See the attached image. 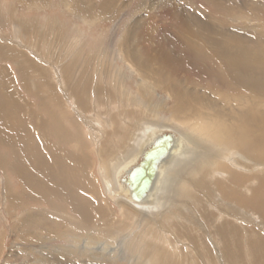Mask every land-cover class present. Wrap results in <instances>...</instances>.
I'll return each mask as SVG.
<instances>
[{
    "label": "bare ground",
    "instance_id": "obj_1",
    "mask_svg": "<svg viewBox=\"0 0 264 264\" xmlns=\"http://www.w3.org/2000/svg\"><path fill=\"white\" fill-rule=\"evenodd\" d=\"M26 1L42 3L44 0ZM190 1L197 10H201L203 17L195 13V16L191 17L192 19L188 18L184 9H181L182 7L180 8L166 0H138L132 15H129V18L134 20L125 26L126 28L123 30L122 37L119 40V53L115 49L116 46L113 47L112 45L114 60H112L111 66L114 67V61L123 62V65L117 70L120 78L117 80L116 77L111 76L112 80L114 79L112 87H102L101 85L97 86L96 90L94 81L89 84V90L87 84V86L83 87H80L81 84L78 85V78H75L76 80H73V82L64 78L67 76L69 69L67 65V67L62 68L60 73L63 80L59 81L64 82L67 86L64 88L60 87L62 95H58L62 96L65 105H67L68 100H75L76 105L74 108L71 107L69 109L86 126L90 124V121L81 116L84 115L85 109H90L88 105L90 106L91 104V108L93 107L96 112L95 101L99 97L101 99L102 97H110L114 94L111 92L112 89L115 92L118 91V93L123 91L121 95L124 97V101H127L128 106H132L133 104L130 103L134 102L143 105L147 104L145 107L141 106L142 109L138 110L139 114H135V110L138 108L130 111L128 118L133 119L134 117H131L132 114L133 116L144 115L137 117L134 120L136 122L138 118H144L146 115L152 117H145L146 119L135 124V127L137 126L138 128L134 127L137 130L135 134L132 131L129 138V143H131L129 147L126 148L125 152L121 153L122 151H120L118 155L115 154L117 155L114 157L115 160L107 161V165L102 162L103 165L100 168H102L101 171L104 170L107 174L101 173V183L106 198L108 200L111 198L117 205L128 207L132 212L136 211L142 217L145 216L142 221L140 219V223L150 226L148 231H155L154 228L156 226L160 228L158 233L155 231L156 235L153 239L156 241L152 242L154 244L152 245L154 253L165 250V248L173 250L174 245L178 243L183 245L181 242L185 240L191 248L186 254L187 259L193 253L192 256L197 257L196 259L211 260L207 257L208 253L209 255L214 253L211 252L213 247L210 248L207 243L209 235L210 241H218L220 243L223 253L221 258L225 259V264H236V259L241 257L239 254L240 257L237 256L239 248L237 243L244 241L249 245L247 246V249L249 247V254L259 256L256 264H263L264 24H261L260 20L264 19V4L262 5L258 0L239 1V3H236V9L234 10L244 11L245 15L243 14V18L241 14L237 16L236 12L232 10L233 8L222 7L224 6L222 4H212L207 0ZM36 5L39 6L40 4ZM219 6L222 8H219ZM150 9L151 11L153 10V13H149L148 10ZM82 13L86 14L84 11ZM136 13H140L138 19L135 17ZM250 14L257 20L254 22L251 20L246 21L251 16ZM160 16H168L173 22L178 24L179 28L172 35L164 33L166 36L163 34L161 36L162 42L160 43L159 41L158 43L155 41L152 21ZM89 19L86 17L84 20L91 24L98 20L96 17L92 20ZM239 24L244 26L240 28ZM155 31L157 32V30ZM74 39L76 41L71 46L72 49H75L78 45L81 46L79 44L81 38L76 36ZM2 71L5 72L4 70ZM71 71L73 72V70ZM129 71L140 78L137 85L138 93L134 95L123 84ZM43 72L49 75L48 69L43 68ZM75 73H77L76 69ZM103 74L98 73L97 70L95 76L100 77ZM113 74L114 72L111 75ZM76 75L78 76V74ZM207 81H210L214 87H212V84L211 86L207 84ZM101 83H103L102 80ZM104 87L111 88V90L109 89L108 91ZM52 88L54 89L55 87ZM53 89H50L52 93ZM159 89L165 94L162 97V101L165 102L155 105L151 102V98H154V94ZM223 89L229 93L228 100L225 99V95L221 94ZM46 91L48 92V90ZM51 91L49 92L51 93ZM5 92L4 100L9 104L11 103V106L17 105L18 110H22L18 113L20 118L27 117L28 121L30 118L35 120H33L34 130L36 129L35 132H37V137H39L41 132L40 125L46 126L47 121L43 122L42 117L39 118L32 111V106L26 103L25 100L23 101L22 98H19L18 93L14 89L6 88ZM89 95L90 98L88 97ZM143 97H146L149 101ZM169 100H173L174 104L170 105ZM67 107L69 106H66V109H68ZM15 112L17 113V111ZM164 113L169 114L168 119L173 121L174 125L170 122L169 124L167 120H159L160 114ZM122 115L121 112L117 114L112 112L106 118L107 122L108 119H112L110 125H108L109 123L103 124L100 121V124H98L101 128L96 130L97 134L93 135L95 132L91 130L93 134L90 133L96 141V143L94 142L95 148L107 150L106 148L109 147V144L113 141L115 142L126 131L121 121L128 124V119L127 117L123 118ZM20 118L18 119L20 120ZM23 121L21 120L19 123ZM57 126H60L59 123H57ZM90 129L92 128L90 127ZM66 130L65 128L56 127L55 136L62 141L69 140L70 134ZM36 145L38 144H34V146ZM37 147V151L36 149L32 150V147L30 152L28 151L32 156L30 158H34L30 160H33L34 168H40L42 164L44 170L42 171L48 173L47 167L49 166L51 170L52 165H49L48 159L46 160V158L42 157L44 154H40L38 151L40 148L39 146ZM51 148L49 145L46 151H48L49 156L59 167V174H54V176L56 175L54 180L56 179V182H59L57 186H61L62 190H52L51 187L43 184V180L42 182L36 180L38 178H35L32 171L21 165L22 160L19 158L21 157L20 154L23 155L20 152L21 150L17 152V155L15 154L18 156L17 161L11 163L13 171L21 177L24 185L28 186L30 190L37 191L39 195L42 196L44 193V196H47L51 192L56 193L63 200L62 202L67 203L74 209L75 214L78 213L82 217L84 225H90L89 223L93 220L95 212L91 208L93 205H90L89 199L93 200V198L85 197L77 191H69V183L71 182L75 184L76 189L78 187L80 190H87L86 192L90 193V187L87 183L90 181L88 176L90 160L84 155L85 153L72 157L68 153H56ZM83 149L81 151H84ZM68 167L78 168L76 171L77 175H72L71 179L65 175L67 169H69ZM91 189L93 191V188ZM51 194L53 195V193ZM106 198L103 195L102 200L105 203L108 201ZM13 199L15 200V198ZM13 202L17 203L16 201ZM98 207V211L96 210L97 208H94L96 210V218L98 214V217L103 222H106V218H109L108 222L110 220L112 222L116 221V223L120 221L111 212V214L108 212V206L101 204ZM39 215L49 221L45 222L39 218ZM41 215L42 213H33V211L26 214L25 220L22 223L20 221L18 229H16V233L30 231V226L33 227L32 225L40 224L44 225L46 229L51 228L58 233L54 239L46 238V240H50V243L45 242L44 244L43 242L41 245L42 251L38 252L39 262L65 264L62 261L64 254L62 252L67 249L70 252H74V254L77 251L80 253L82 241L85 242L84 250L86 254L89 251H93L91 252V258L109 256L111 260L117 259L122 245L118 244L120 246H116L110 240L100 242L101 245H99V241L96 242L97 240H94L93 237L85 240L73 232L72 241L74 245L72 246L69 244L70 240L66 242V231H62L65 226H62V223L57 222L55 219H51L48 216L44 218ZM246 217L249 221L245 220ZM172 218H174L176 224V226L173 225L175 230L166 225L165 228L169 230L164 234V220ZM108 222L103 225L107 227L109 225ZM136 222H139V220ZM45 228L42 229L45 230ZM210 241L209 243L213 245ZM130 243L129 245L126 243L127 246L121 249L120 256L123 258L131 257L136 264L157 263L159 258L156 255L154 257L158 259L152 262L151 259H146L141 254L142 247L145 245H142V247L140 245L141 250L139 248L135 250L133 246L136 241L133 244L131 243L132 245ZM164 243H167V245L165 246ZM91 245L95 247L90 248ZM53 246L57 252L52 249ZM202 249L207 251L204 258ZM182 250L184 251V249H179L177 252L181 253ZM218 252L220 251L218 250ZM161 254L162 251L160 256ZM172 254L174 256V253ZM200 259L199 261H201Z\"/></svg>",
    "mask_w": 264,
    "mask_h": 264
},
{
    "label": "rangeland",
    "instance_id": "obj_2",
    "mask_svg": "<svg viewBox=\"0 0 264 264\" xmlns=\"http://www.w3.org/2000/svg\"><path fill=\"white\" fill-rule=\"evenodd\" d=\"M68 1L44 0L42 3H34L26 0H0V106H1L0 107V264H46L44 262L43 263L39 262L38 252L42 251L41 245L43 244V242L44 244L45 242L50 243V240H46V238L54 239L58 233L54 232L55 230H52L51 228L46 229L44 225H40V224L32 225L33 227L30 226L29 228L30 231H24V232L22 231L20 233L18 232L16 233V229H18L19 222L21 221L22 223L25 220L24 219L25 215L29 214L30 212L32 213V211L33 213L40 212L42 213L43 216L46 213L44 218L48 216L49 218L55 219L57 222L62 223V226L63 225L65 226V229L63 227L62 231L64 230L66 231L65 232L66 233L65 238H67L66 242L67 240H70L69 244H71L72 246L74 245L72 241L74 233L78 234L80 237H83L82 239L85 240L87 238L93 237L94 240H97L96 242L99 241L98 243L110 240L116 246L122 245L120 247V251L118 252L117 259L111 260L109 256H104L102 258L96 256V258H91V252L93 251H89L88 254H86L84 250L85 242L82 241L81 242L82 247L80 246L81 248L80 253L79 251H77L74 254V252H70L67 249L66 251L62 252L64 253L62 257V261L65 262V264H136L135 262L132 261L131 257L127 256L126 258H123L122 256H120L121 249L125 248L127 244L129 245L130 241L132 244L133 242L135 243L136 241V243L133 246L135 250H138V248L139 250H141L140 245L141 247L142 245H145L146 247L145 246L142 247L143 250H141V254L146 259L149 260L151 259L152 262L159 258L156 264H168V262L169 264H184V263L213 264V262L214 264L216 263L220 264L221 262H222L221 264H225L226 263L225 259L221 258L223 257V253L221 250L220 243L218 241H216L217 243L215 241L214 242L210 241L209 235H208V240L211 243H213V245H211L208 240L207 243L210 245V248L215 247V249L212 248L211 252L214 253H212V255L211 253L210 255L208 253L207 257L211 259L213 262H209L211 260L208 259H205L206 261L204 259L201 260L200 258L199 259L201 261H199V259H196L197 257L192 256L193 253H191V257H189L190 259L189 258L187 259L186 254L191 248L189 247V245H187L188 243H186L187 241L185 240H182L183 242H181L183 243V245L182 244L179 245V243L174 245L175 247H173V250L165 248V250H160V252L154 253L153 250L154 248L152 246L154 244H152V242L156 241L153 239L154 236L156 235L155 231L158 233L160 228L155 225L156 226V228H154L155 231L154 230H152V232L148 231L150 226H147L145 223L144 225L140 223V219L142 221L143 217L145 216L142 217V215L137 213L136 211L132 212L130 211L131 209H129L128 207L117 205L111 198H109V200L108 198H106V195L104 193L105 191L101 183V175L106 174L104 170L101 171L102 168L100 167L103 165L102 162L107 165L108 163L107 161L111 162L112 159L115 160L114 157H116L120 151H122L121 153L125 152L126 148L129 147V145L131 144L129 143V138L132 134V131L134 132V134L137 131L136 129L138 127L137 126L135 127V124L139 123L143 119H146L145 117H152V116L146 115L144 118H138L136 122L134 120L137 117H142L144 115L133 116L132 114L131 117L134 118L133 119L130 117L128 118V114L130 111H133V109L138 108L136 109L137 112L135 110V114H139L138 110H141L142 107H145L147 104L143 105L141 103L134 102V103H130L133 104L132 106H128L127 101H124V97L121 95L123 94L121 93L123 91L121 92L119 91L118 93V91L115 92L114 89L111 90V88H109L111 92L114 94L111 95L109 93V95H111L110 97L108 98L102 97V99L98 96L99 99L95 101L96 112L93 107L92 110L90 104V106L88 105V108L90 109L88 110L85 109V112L83 113L84 115H81L84 119H88L90 121V124L86 126L82 122V120L78 119L75 113H73L72 110L69 109L71 107L74 108V106L76 105L75 100H68L67 105H65V101H63L62 96H59L62 95L60 93L61 92L60 87L64 88L65 86H67L66 84H64V82H59L63 80L60 72H62V68H64L65 66L67 67L68 65L69 66L68 73L67 76H65L64 78H67V80H70V82H73V80H76L75 78H78L80 82V83L78 82V85L81 84L80 87L88 85L89 88V84L95 81L94 82V85L96 86L95 90L101 85L102 87L103 86L112 87L114 79L112 80L111 76L116 77V79L118 80L120 77L118 75L119 73L117 70H119L120 66L123 65V62L122 61L120 62L118 60L117 62L114 61L113 63L114 67L111 66L112 60H114L112 45L113 47L116 46L115 49L118 50L119 53V45H118L119 40L122 37L123 30L126 28L125 26L131 23L132 20H134L133 18H129V15L130 16L132 15L134 8H136V4H138L137 3L138 0H68ZM166 1H169L170 3L175 4L180 8L182 7L181 9H184V12H186V16H188V18L195 16V13L199 14L200 17H203V14H201L202 13L201 10L200 9L197 10L194 4L190 0H166ZM207 1H209V3L212 4L214 3L222 4L224 5L222 7H226L228 9L233 8L232 10H234L236 9V3H239V1L241 2L243 0H207ZM258 1H260L262 5L264 4V0L262 1L258 0ZM36 4L38 5L40 4V5L37 6ZM222 7L219 6V8ZM83 11L86 12V14L85 13L83 14L82 13ZM148 11L150 13L153 10L151 11L150 9ZM235 12L237 16L238 14H241L242 17L245 15L244 11H241L242 13L238 10ZM139 14L137 13L135 14V17H137V19L139 18L138 16ZM143 15L144 17H146L145 14ZM250 15H251L249 16L250 18L247 16L248 19H246V21L251 20L254 22L257 20L255 17L252 16V14ZM86 17L90 18L89 20L95 19L96 17L98 18V20L96 22H93V24H91V23H87L84 20L86 19ZM152 22H153V29L156 38L155 41L158 43L159 41L160 43L162 42L161 36L164 33H166V35L169 34L172 35L175 32H177V28H179L178 24L173 22L172 19L169 18L168 16L156 17V19H154V21ZM260 23L264 24V19L260 20ZM242 26L244 25L239 24L240 28H242ZM155 30H157V32ZM166 35L164 34V36ZM76 36H79L81 38L79 42L81 46L78 45L75 49H72L71 46L76 41L74 39ZM43 68L48 69L49 75L43 72ZM75 69L77 73H75ZM2 70H4L6 74ZM71 70H73V72ZM80 70L81 72L79 73ZM97 70L98 73H104L103 76L96 77L95 73L97 72ZM112 72H114L113 75H111ZM76 74H78V76ZM101 80L103 81V83H101ZM107 80L110 82H108ZM139 80H140L139 76L132 74L129 71L128 76L126 77V80L124 81L123 84L126 87V89H128V91L132 92V94L134 95L138 93L137 85L139 84L138 83ZM207 84H210L211 86L212 83H210V81H207ZM52 87L55 88L53 89ZM105 87L104 89L109 91V89ZM212 87H214L213 84ZM6 88L7 89L9 88L11 90L14 89L18 93L19 98H22L23 101L25 100L26 103L30 104L32 106V111L37 116H39V118L42 117L43 122L47 121L46 126L44 125L43 127V125L42 126L40 125L41 132L39 137H37V132H35L36 129L34 130L35 127L33 122L35 120L30 118V120L28 121L27 117L20 118V115L18 113L19 111L22 110H18L19 108L17 107V105L11 106V103L9 104L7 101L4 100V94L6 95L5 92ZM50 89H53V93ZM46 90H48V92ZM49 91H51L52 94ZM161 92L162 91L160 89L157 90V92L154 94V98H151L152 99L151 102H153L155 105L165 102L162 101L163 100L162 97L165 94ZM221 94L225 95V99L228 100L229 93L227 90L223 89V92L221 91ZM46 95H49L51 97ZM52 96L55 97L54 98L55 100L53 99ZM88 97L90 98V95ZM143 98L149 101L146 97ZM169 104L173 105L174 101L169 100ZM2 105H5L6 107ZM66 106H69L67 107L68 109H66ZM15 111H17V113ZM112 112L116 114L121 112L123 114L122 115L123 118L127 117L128 124L121 121L122 126L123 128H125L126 131L123 132L115 142L112 140L113 142L109 144V147L106 148L107 150H105L106 151L105 152L104 150H102V148L97 149L94 147V142L96 143V141L94 140L92 134L93 132H95L93 135H96L97 134L96 130L101 128V126L99 125L100 121L103 122V124L109 123L108 125H110L112 119H108L107 122L106 118L109 117V115L112 114ZM160 115L161 116L159 120H164V121L167 120L168 123L170 122L171 124L174 125V122L168 119L169 114L164 113ZM18 118H20V120ZM21 120L24 121L19 123ZM57 123H59L60 126H57ZM56 127L65 128V130L67 129L66 131L70 134V139L62 141L57 136H55ZM90 127L92 129H90ZM91 130H93V132H91ZM33 143L34 144L37 143L38 145L34 146ZM49 145L50 147H52L51 148L52 150L56 151V153L59 154L68 153L70 154L69 156L72 157L79 155L81 153L82 154L85 153L84 155L88 157V159L90 160L89 168H88V176L90 181L87 182L89 184L88 186L90 187V193L86 192L87 190H83V189L80 190V188L78 187L76 189L75 184L70 182L71 180L69 181L70 182L69 191L71 192L77 191L78 193H80L85 197L93 198V200L89 199V203L90 205H93V207L91 206V208H93V212L95 213L96 210L98 211L99 208L98 206H101V204L108 206L107 209L108 212L109 213L111 212L121 222L119 221L116 223V221L112 222L110 220L111 222L110 223L108 222L109 218H106V222L105 221L103 222L98 217V214L96 218L94 213L93 215L94 218L91 221V223H89L90 225L87 224L84 225V223L82 222L83 221L82 217L78 213L75 214V212L73 211L74 209L71 208L69 205H67V203L65 204L64 202H62L63 200L60 199V197H58L56 193L51 192L53 193V195L49 193L50 195L48 194L47 196H44L45 194L43 193V195L41 196L37 191L30 190L28 186L23 184L24 182H22L21 177L18 174H16L11 167V163L17 161L18 156L16 155L17 152H19L20 150H21L20 152L23 153V155L20 154L21 157H19L22 160L21 165H23L28 170L32 171L33 175H35V178H38L36 180H38L39 182H42L43 180V184L51 187L52 190H56V189L62 190L61 186H57V184L59 185V182L57 183L56 179L54 180V178L56 177V175L54 176V174L55 173L59 174L60 170L58 171L59 169L58 165L54 163L53 159L49 156L48 151H46ZM37 146H39L40 148L38 150L40 154H44L42 155V157L46 158V160L48 159L47 161L49 165L53 166V167L51 166V170L49 166L47 167V170H49L48 173H46V171L43 172L44 170L42 164L40 168L39 167L34 168L35 164L33 160H30V159H34V158H30L32 157L30 155L31 153H29L31 147L33 148L32 150L36 149L37 151L38 149ZM81 149H83L85 152L81 151ZM45 152L48 154L45 155L46 154ZM77 170L78 168L74 169V167H70L69 169H67L65 175L69 179H71V177L77 175L76 173ZM91 188H93L94 195ZM85 192L86 194L88 193V195H86ZM103 195L109 201V204L108 201L107 203H105V201L102 200ZM13 198H15V200ZM12 200L16 201L17 203H14ZM48 201H50L51 203ZM94 208L97 209L95 210ZM39 218L43 219L40 217V215ZM131 218L132 219L134 218L133 220L135 221H133ZM137 219L139 220V222H136L138 221ZM43 220L45 222L49 221L47 218ZM245 220L249 221L247 217ZM107 222L109 223V225L111 224V226L107 225V227H105L103 225ZM136 223L140 224L141 226ZM166 225H168L169 228L175 230L173 227V225L176 226L174 222V218L170 220L165 219L164 228ZM42 228L43 229L45 228L47 233ZM168 230H169L168 228H165L163 233L165 234V232ZM40 234L43 236V238ZM44 238L45 240H43ZM131 243L130 245H132ZM164 244L165 246L167 245V243ZM99 245H101V243ZM237 246H239L237 256L238 257L241 256V257L236 259V264H256V260H258L259 256L249 254V250H248L249 247L247 249V246L249 245L247 242L244 241L242 243H237ZM94 247H95L94 245H91L90 248H94ZM52 249L55 252H57L54 246L52 247ZM179 249H184V251L182 250L181 253H178L177 251H179ZM218 250L220 252H218ZM161 251L162 254L160 256ZM201 251L204 252V254L202 255L204 258L207 251L203 249ZM172 253H174L175 257L173 256ZM125 254H126V250H125ZM154 255H156L158 258L154 257ZM171 260L172 262L170 263Z\"/></svg>",
    "mask_w": 264,
    "mask_h": 264
}]
</instances>
